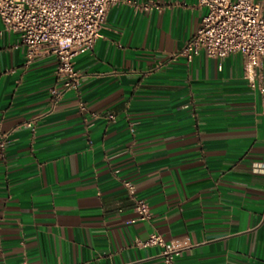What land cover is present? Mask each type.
<instances>
[{"label": "crops", "instance_id": "0c3cea01", "mask_svg": "<svg viewBox=\"0 0 264 264\" xmlns=\"http://www.w3.org/2000/svg\"><path fill=\"white\" fill-rule=\"evenodd\" d=\"M130 1L162 9L111 5L56 103L57 56L29 63L0 20V264H163L154 232L179 264H264V67L173 58L206 8Z\"/></svg>", "mask_w": 264, "mask_h": 264}, {"label": "built area", "instance_id": "2783aa9c", "mask_svg": "<svg viewBox=\"0 0 264 264\" xmlns=\"http://www.w3.org/2000/svg\"><path fill=\"white\" fill-rule=\"evenodd\" d=\"M119 1L122 0H0V20L8 31L20 34L29 63L43 53L57 56L56 75L61 85L52 90L56 103L66 92L78 88L81 74L73 58L94 48L108 9ZM131 3L141 10L162 9L161 5L149 2ZM198 4L207 10L202 24L173 58L190 59L202 52L213 58L240 53L245 76L253 85L259 69L264 67L263 4L257 0H198ZM81 108L85 109L83 104ZM124 184L134 200L136 220H148L151 217L148 202L137 196L131 181ZM141 244L163 247V264H179L177 251L167 245L161 234L154 232Z\"/></svg>", "mask_w": 264, "mask_h": 264}]
</instances>
